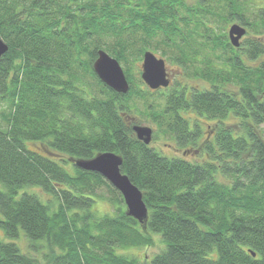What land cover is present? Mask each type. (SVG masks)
<instances>
[{
    "label": "trees",
    "instance_id": "trees-1",
    "mask_svg": "<svg viewBox=\"0 0 264 264\" xmlns=\"http://www.w3.org/2000/svg\"><path fill=\"white\" fill-rule=\"evenodd\" d=\"M234 21L250 35L241 48L230 41ZM0 35L9 45L0 61V264L37 263L17 243L22 234L30 246L45 241V264H264V0H0ZM100 49L123 64L128 93L95 72ZM147 50L212 89L188 96L176 81L159 94L161 110L142 108L159 93L135 81ZM183 109L217 119L213 136L199 141ZM138 112L152 119L153 137L191 151L143 143ZM231 114L240 132L225 122ZM105 151L122 156L142 190L146 223L100 173L71 161ZM102 187L115 211L99 215ZM155 236L164 246L152 258L127 252Z\"/></svg>",
    "mask_w": 264,
    "mask_h": 264
},
{
    "label": "water",
    "instance_id": "water-1",
    "mask_svg": "<svg viewBox=\"0 0 264 264\" xmlns=\"http://www.w3.org/2000/svg\"><path fill=\"white\" fill-rule=\"evenodd\" d=\"M229 37L232 45L239 46L240 39L247 33L246 26L241 23H232L229 27ZM9 49L8 43L0 35V61ZM94 62V70L99 78L109 87L120 93H128L130 82L120 61L107 51L100 49ZM141 78L151 89L168 87L171 76L164 57L158 56L151 50L143 54ZM138 139L145 144L152 142L154 129L150 125L135 123L133 125ZM78 168L95 171L106 178L123 197L126 213L141 223H146L149 216V208L144 200L142 190L133 183L126 173L122 172L123 158L112 151L99 152L90 158H71ZM254 255L255 253L252 252Z\"/></svg>",
    "mask_w": 264,
    "mask_h": 264
},
{
    "label": "rangeland",
    "instance_id": "rangeland-1",
    "mask_svg": "<svg viewBox=\"0 0 264 264\" xmlns=\"http://www.w3.org/2000/svg\"><path fill=\"white\" fill-rule=\"evenodd\" d=\"M235 22V21H234ZM233 23V22H232ZM231 25V23H230ZM229 25V26H230ZM229 29V27H228ZM157 55H161L160 52L156 53ZM159 55V56H160ZM165 58V57H164ZM166 63H167V69L168 71L172 74V76H174L172 79L174 80V83H176V81L178 82L179 79H184L182 76V71L180 66L176 63V62H171L169 60H167V58H165ZM123 66V64H121ZM142 61H140L138 63V69L137 67H135L134 71V75L136 78V84L137 85H143V86H147L146 84H142L141 81V73H142ZM124 68V67H123ZM188 81H190L191 84L196 85V86H200L203 87L204 86V80H202L199 77H191L189 79H187ZM145 83V82H144ZM174 83L172 86H174ZM232 87L233 91H237V87L236 86H229ZM230 89V88H229ZM163 92H159V93H155L152 97H148L145 100H141L139 101V106H141L143 108V105H145L144 101H146V104H149L150 102H153L154 104H156V110H158V108L161 110V108H163V100H160L159 94ZM158 95V96H157ZM163 99V98H162ZM158 107V108H157ZM136 117L137 120L140 119V122H142V124L144 125H150L152 127H154V133L156 131V126L153 124L152 119L145 116L144 114H142V112H138L136 113ZM225 121L227 122V125L230 127H233L234 131H241V128H238L239 125V119L235 118L234 116H229L225 119ZM209 123L214 122L211 120H208ZM207 123L204 124V129L207 130V132L209 131L206 128ZM261 132L263 134L264 137V122L261 124ZM152 145L158 146L160 148H162V150L168 151V152H173L175 151L174 147H175V142L172 141V139H169V137H166L162 132L159 133L158 138L153 137L152 138V142L150 143ZM37 145H39V143H34V142H30L29 146L30 147H37ZM179 153H182V151L180 150ZM187 157H192V154L190 156L187 155ZM69 171H73V164L72 163H67V164H63ZM31 188V187H30ZM30 188H28L29 190H31ZM39 194H41L44 198H49V195L43 194L42 190H39L38 188H35ZM99 193L105 196V199L103 198H98L97 202L94 205L93 209H96V213L99 215H102L106 212H114L115 208H113L114 206H112V204L110 203L111 200V193L109 192V190L106 187H102L101 189H99ZM0 234H3V232L0 230ZM155 244L151 247H140V248H130V250H127V252L129 254L135 255L136 258H152L153 255L156 252H159L162 248H163V243L161 241L160 237L155 236ZM17 243L19 244L21 250L24 252V254L27 255H32L33 258H35L37 260L36 264H45L48 261V258L51 254V249L47 246V244L45 243V241L39 242L37 243L35 246H30V242L29 239L24 235H20V237L17 239Z\"/></svg>",
    "mask_w": 264,
    "mask_h": 264
},
{
    "label": "flooded vegetation",
    "instance_id": "flooded-vegetation-1",
    "mask_svg": "<svg viewBox=\"0 0 264 264\" xmlns=\"http://www.w3.org/2000/svg\"><path fill=\"white\" fill-rule=\"evenodd\" d=\"M249 33H246L241 39H240V46L239 48H241V43L244 42V39L249 37ZM256 61L254 60V63ZM170 73V72H169ZM170 76H171V83L168 87H161L160 89H151L150 87V91L152 92H163V93H166L168 91V89H170L174 83V80L172 79L174 76H172V74L170 73ZM182 76L184 79H179L178 80V83H180L181 85H185L187 84L186 86L188 87L186 93L188 94V96H191V94L195 91V90H202V89H207V90H211L212 86L211 84L208 82V81H205L204 83V86L203 87H200V86H196V85H193L190 83V81H188L186 79V77L184 76V74L182 73ZM175 84V83H174ZM229 86H233L232 83H227L226 86H225V89L229 92H231V94H234L235 97H239L241 92H240V86H237V91H233L232 87H229ZM230 88V89H229ZM185 93V94H186ZM229 95V94H228ZM240 98V97H239ZM255 105H256V102H255ZM255 113H256V106H255ZM180 115L183 116L184 118H186L188 121H189V127L191 130L195 129L197 126L200 127L199 131L201 132V137L199 141H203V139H209L213 136L214 134V131H215V127L217 126V119H210L208 118L206 115H199L197 114L194 110H191V109H187V110H180ZM229 116H235L233 114L229 115ZM198 120V121H197ZM208 120H211V121H214V122H211L209 123ZM226 122V121H225ZM207 123L206 125V128L209 130L207 132L206 129H204V124ZM227 123V122H226ZM214 124V125H213ZM154 129V127H153ZM154 135V134H153ZM173 141L175 142V153H179V151L181 150L183 154H186L188 153L189 151L191 150H185V148L183 149L182 147H179L178 146V142H176V139L173 138Z\"/></svg>",
    "mask_w": 264,
    "mask_h": 264
}]
</instances>
